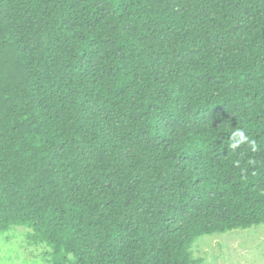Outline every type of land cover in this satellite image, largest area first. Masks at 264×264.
I'll list each match as a JSON object with an SVG mask.
<instances>
[{"label": "trees", "instance_id": "trees-1", "mask_svg": "<svg viewBox=\"0 0 264 264\" xmlns=\"http://www.w3.org/2000/svg\"><path fill=\"white\" fill-rule=\"evenodd\" d=\"M261 224L264 0H0V232L50 264H201Z\"/></svg>", "mask_w": 264, "mask_h": 264}, {"label": "rangeland", "instance_id": "rangeland-1", "mask_svg": "<svg viewBox=\"0 0 264 264\" xmlns=\"http://www.w3.org/2000/svg\"><path fill=\"white\" fill-rule=\"evenodd\" d=\"M26 227L0 232V264H50V249L29 242ZM201 264H264V224L223 234L203 235L191 249Z\"/></svg>", "mask_w": 264, "mask_h": 264}, {"label": "clouds", "instance_id": "clouds-1", "mask_svg": "<svg viewBox=\"0 0 264 264\" xmlns=\"http://www.w3.org/2000/svg\"><path fill=\"white\" fill-rule=\"evenodd\" d=\"M244 142H249L253 146V150H255V142L251 141L248 136L245 135L244 131L242 130H234L231 133V147L236 148L238 147L241 143Z\"/></svg>", "mask_w": 264, "mask_h": 264}]
</instances>
